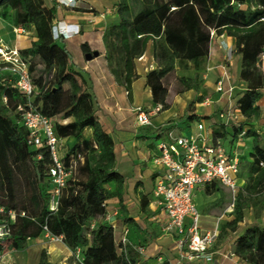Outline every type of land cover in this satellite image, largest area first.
I'll list each match as a JSON object with an SVG mask.
<instances>
[{
  "label": "trees",
  "instance_id": "1",
  "mask_svg": "<svg viewBox=\"0 0 264 264\" xmlns=\"http://www.w3.org/2000/svg\"><path fill=\"white\" fill-rule=\"evenodd\" d=\"M119 1L121 21L107 27L103 41L109 72L128 95L138 77L136 63L151 42L157 68L148 73L146 83L154 105L161 106L165 112L177 96L188 91L199 92L202 87L199 74L180 77L176 72L177 68L201 71L209 57L214 32L216 36L233 38L235 51L241 55L240 79L245 89L238 101V112L246 121L260 117L257 102L264 91V0ZM9 19L14 27L33 25L36 29L38 40L31 48L20 51L30 61V73L37 89L34 104L53 121L59 116L71 120L67 124L54 122L55 132L64 141L72 140L65 144L63 160L69 166L75 158L77 166L62 190L58 212L50 213L49 152L28 145L29 132L17 114V106L25 98L8 75L0 76V204L9 211L25 214L12 224L11 237L0 243V259L7 248L23 251L28 241L45 237L49 232L63 237L69 250L79 251L82 264H156L144 260L145 256L139 252V247L145 249L142 243L128 241L123 245L121 240L117 241L113 226L106 220L108 202L122 201L126 180L117 167L115 142L96 116V99L88 90L83 74L76 69L71 54L54 36L55 8L45 7L40 0H0V20ZM82 49L85 54L90 53L86 44ZM38 64L41 69H37ZM203 100L198 97L196 102ZM196 102L187 108L186 118L191 122L202 119L190 114ZM174 127L164 125L154 134L160 136ZM88 131L90 138L86 136ZM243 132L244 138L254 139L253 163L248 180H244L236 195L234 211L227 215L233 219L223 227L221 224L219 238L239 230L246 210L254 208L258 212L263 207L264 148L252 128L245 130L243 123L233 127L235 138ZM227 135L225 129L213 130L215 139L224 140ZM39 155L42 159H38ZM82 172L86 173L84 180L79 178ZM220 187L223 186L214 183L206 189L217 191ZM140 201L141 212L149 219L150 198L142 194ZM123 220L138 227L127 214ZM229 254L245 264H264V227L246 229Z\"/></svg>",
  "mask_w": 264,
  "mask_h": 264
},
{
  "label": "crops",
  "instance_id": "2",
  "mask_svg": "<svg viewBox=\"0 0 264 264\" xmlns=\"http://www.w3.org/2000/svg\"><path fill=\"white\" fill-rule=\"evenodd\" d=\"M40 1L47 8H55L56 19L53 22L54 36L58 43L65 46L71 54L76 69L83 74L88 90L97 101L98 112L96 116L104 130L112 136L115 142L117 167L119 172L125 177V189L127 186H133L134 188L135 201H130L134 204L132 207L129 205L130 202L126 203L124 199L122 201L113 199L108 202L106 220L116 227V240H121L123 237L127 238V235L133 234L137 229L145 233V224L149 221L154 222V226L160 224L158 227L162 230V223L165 218L161 214L155 213L156 209L154 207L150 208L152 215L149 219L146 218L140 209V196L142 194L152 199L157 175L155 170L151 178H145V175L143 178L142 176L143 171L141 170V166H145L143 169L147 168L151 158L150 152L155 148L153 144L150 145L146 140L159 139V134H154V132L164 125L172 124L175 126L174 129L180 127V122L175 121L174 118L187 119V108L191 103H195L198 97H202L204 100L202 103L196 102L191 115L202 117L201 121L207 118L208 124H205L207 127L211 126V133L209 134L211 138L215 128L225 129L228 135L227 139L223 141L226 143V150L229 153L239 155L237 149H241L244 144L242 141L245 140V138L239 139V137L235 138L233 136V127L235 125L239 126L243 123L245 130L252 128L260 138L264 139V134L260 132V130L264 129V91L262 98L257 102L260 108L259 118L246 121L238 112V101L242 97L245 86L240 79L241 55L235 51L233 38L223 35L216 36L211 41L209 57L199 73L192 68L189 70L177 68L176 74L180 77H195L199 74V80L202 83L200 91H188L177 96L171 108L165 111V114H168L173 110L172 115L168 114L165 118L161 119L159 115L162 112L152 119L149 126L139 127L135 119L137 109H150L155 106L151 89L146 83L148 73L157 68L153 55V43L149 44L145 54L136 63L138 77L133 82L131 94L128 95L125 87L119 84L109 72L103 41L107 27L117 25L121 21L120 1L76 0V4L71 7H64L57 0ZM58 23L65 25L69 31H74L75 36L72 39L64 40L57 34ZM2 28L0 25V33ZM13 28L14 39L12 42H8L0 36V40L11 48H17L20 51L27 50L38 40L37 32L33 25L24 28L13 26ZM222 43L224 47H227L226 49L222 47ZM85 44L90 48V53H98V56L93 57L91 61L86 59V54L82 49V46ZM223 64L227 66L231 82L235 87L231 100L221 97L216 92V83L223 73L221 68ZM228 111H232L233 116L221 119L220 114L222 112L227 113ZM65 124H67L66 121ZM193 130L192 133H195L196 127ZM71 141V139H68L64 143L67 144ZM241 184H244V180H241ZM203 190H197L196 194L198 195ZM122 214H127L128 217L133 218L138 227L134 228L129 224H125L123 218H121V216L123 217ZM152 217H156V220H152ZM220 217H216L214 226ZM225 218L226 216L222 219V223L225 221ZM257 225L264 227V207L258 212L254 208L246 210L245 219L241 223L239 230L236 233H229V235L218 239L213 249V264H245L238 258H231L227 255L236 239L246 229ZM162 235L161 239H157L151 243L150 248L145 247L144 260L154 263L166 261L170 264H175L180 257L176 241L170 235L164 233ZM129 241L133 244H138L137 241H132V239H129ZM182 264L207 263L201 260H194L192 262L185 260Z\"/></svg>",
  "mask_w": 264,
  "mask_h": 264
},
{
  "label": "built area",
  "instance_id": "3",
  "mask_svg": "<svg viewBox=\"0 0 264 264\" xmlns=\"http://www.w3.org/2000/svg\"><path fill=\"white\" fill-rule=\"evenodd\" d=\"M57 1L64 7L76 4V0ZM57 34L64 40L72 39L75 36V32L69 31L62 23L57 24ZM211 38L212 40L216 38L214 32L211 33ZM222 47H224L223 43ZM226 48L224 47V49ZM262 64L264 68V53ZM221 68L223 73L216 83V92L221 97L231 100L235 87L231 82L227 66L223 64ZM7 75L25 98L24 103L17 106V114L21 124L29 132L28 145L33 149H47L49 152L52 161L49 170L52 190L48 208L50 213L55 214L59 210V198L62 190L66 187L68 179L77 166V159L73 158L69 166L65 164L63 160L64 140L57 136L53 119L42 114L34 104L37 89L30 73L29 59L24 57L17 48H11L0 40V76ZM160 113H162V107L159 105L150 109L138 108L135 113L137 126H149L152 119ZM232 116V111L220 114L221 119ZM210 128L211 126L207 127L201 120L196 122L195 133L190 135L177 134L176 127L160 134V142L150 152V162L157 172L150 208L154 207L156 209L154 212L165 218L162 223V231L164 234L172 236L176 241L180 257L175 264H182L185 260L188 262L201 260L204 263L213 264V249L219 238L222 219L233 213L236 195L242 186L238 176L240 171L239 155L229 153L223 144V139H215L213 133L211 138L209 136ZM244 135L245 132L239 136V139L244 138ZM42 157L39 155L38 159H42ZM79 159L83 160L81 157ZM262 166L264 167V164ZM214 183H219L227 188L233 201L218 219L214 228L204 230L202 215L196 202V191L206 189L208 185ZM19 216L24 217L25 214L19 215L0 204V243L11 237L12 224ZM152 220H156V217H152ZM112 226L115 230L116 227ZM45 238L51 244H60L66 247L61 236H53L46 232ZM127 242L126 237L121 239L123 245ZM139 252L145 256L144 248L139 247ZM227 256L234 257L232 254ZM227 256L226 258H228Z\"/></svg>",
  "mask_w": 264,
  "mask_h": 264
},
{
  "label": "rangeland",
  "instance_id": "4",
  "mask_svg": "<svg viewBox=\"0 0 264 264\" xmlns=\"http://www.w3.org/2000/svg\"><path fill=\"white\" fill-rule=\"evenodd\" d=\"M0 25L3 27L0 36H2L6 41L12 42L14 39L12 19L4 21L0 20ZM36 67H38L37 69H41L42 66L38 64V66ZM34 75L35 77H37L38 73H35ZM66 87L68 86L66 85ZM176 110L178 109L176 108ZM172 111L168 114L172 115ZM192 112L193 110L190 111V114ZM168 114H165V112H163L159 116L161 119H163ZM174 120L180 122V127H177V134H192V132L194 131L193 129L196 127L195 121L191 122L190 120L183 118H174ZM65 121L66 123H69V121L71 120H64L62 116L54 119V122H59L61 124H65ZM203 122L207 123L206 119H203ZM260 132L264 134V129L260 130ZM86 136L87 138H90L91 132L88 131ZM146 142H148L150 145L153 144L155 146L158 144V142H160V139H148L146 140ZM242 142L244 144L241 149H237L240 158V171L238 176L241 180H248L250 176V166L253 163L254 139L245 137V140ZM223 144L225 147L227 146L225 142ZM260 146L264 148V139L262 138H260ZM144 167L145 166H141V170L143 171V178L144 175L145 178H151L155 172V168L152 166V163L149 162L147 168L143 169ZM79 178L81 180H84L86 178V173L82 172ZM133 190V186H127V188L124 189L123 199L124 201H126V203L135 201V193ZM196 197L197 206L203 218L202 227L204 230L213 229L216 222V217L225 213V211L229 208L230 204L233 201L231 198V193L223 187H220V189L217 191L204 189L202 192L198 193ZM129 205L132 207L134 204L130 202ZM262 206L264 207V197ZM121 218L123 217L121 216ZM232 219L233 216H226L222 227ZM153 224L154 222L151 221L145 224V233H142V231H139V229H137V231L135 230L133 234L127 235V241H129V239H132V241H137L139 245L143 244L145 247L150 248L151 243H153L157 239H161L163 236V231L160 227H158L160 224L156 223L157 225L155 226ZM93 225L94 223L92 224V226ZM221 231L222 230H220V232ZM82 261L83 258L79 251H71L64 248L62 245L51 244L48 239L42 236L38 240L28 241L27 247L23 251H17L7 248L4 251L3 258L0 260V264H82ZM162 263L164 262H157L156 264Z\"/></svg>",
  "mask_w": 264,
  "mask_h": 264
},
{
  "label": "water",
  "instance_id": "5",
  "mask_svg": "<svg viewBox=\"0 0 264 264\" xmlns=\"http://www.w3.org/2000/svg\"><path fill=\"white\" fill-rule=\"evenodd\" d=\"M97 56H98V53L97 52H95V53H88V54H86V59L88 61H91L93 59V57H97Z\"/></svg>",
  "mask_w": 264,
  "mask_h": 264
}]
</instances>
